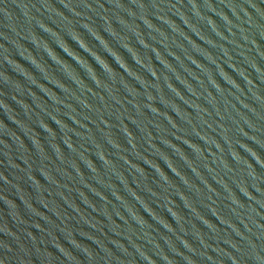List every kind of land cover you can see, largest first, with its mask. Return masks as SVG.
Here are the masks:
<instances>
[{"label": "water", "instance_id": "95a60500", "mask_svg": "<svg viewBox=\"0 0 264 264\" xmlns=\"http://www.w3.org/2000/svg\"><path fill=\"white\" fill-rule=\"evenodd\" d=\"M0 264H264V0H0Z\"/></svg>", "mask_w": 264, "mask_h": 264}]
</instances>
